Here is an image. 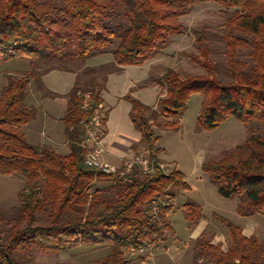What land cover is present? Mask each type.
Segmentation results:
<instances>
[{
	"label": "trees",
	"instance_id": "16d2710c",
	"mask_svg": "<svg viewBox=\"0 0 264 264\" xmlns=\"http://www.w3.org/2000/svg\"><path fill=\"white\" fill-rule=\"evenodd\" d=\"M202 3L233 10L223 37L230 79L220 80L215 63L190 55L206 75L182 76L172 68L152 75L146 84L157 85L164 93L153 107L126 95L129 116L141 134L140 148L159 162L154 128L164 125L178 131L194 94L203 95L199 129L214 130L229 117L254 127L244 144L219 160H205L201 170L222 197L241 199L240 216L264 212V0H0V51H12L5 59L27 58L32 68L9 78L0 96V174L24 179L19 206L11 213L0 207V224L9 225L5 242L0 230V264H24L21 256L33 251L58 255L81 246H109L108 255L97 264H134L127 257L130 249L147 251L166 240L172 232L168 220L172 207L161 202L173 200L174 191L189 189L185 176L160 170L144 175L138 168L123 177L88 170L83 124L102 111V137L106 136L108 111L100 106L108 76L158 56L172 37L186 30L180 18ZM206 41L200 34L197 43L205 58L210 54ZM243 50L251 62L241 60ZM103 54H112L113 62L96 68L85 65ZM54 70L75 75L74 86L64 96L67 109L61 119L65 153L34 146L23 132L39 113L28 102L30 85L33 82L35 90L44 92L43 78ZM45 93L49 98L59 96ZM260 130L263 134L256 135ZM102 183L111 185L98 188ZM184 210L187 221L196 226L200 206L186 203ZM44 212H49L48 223L37 225ZM220 221L228 229L230 244L223 249L202 233L196 239V259L264 264V245L258 237ZM145 259L139 256L136 261Z\"/></svg>",
	"mask_w": 264,
	"mask_h": 264
},
{
	"label": "rangeland",
	"instance_id": "374dc122",
	"mask_svg": "<svg viewBox=\"0 0 264 264\" xmlns=\"http://www.w3.org/2000/svg\"><path fill=\"white\" fill-rule=\"evenodd\" d=\"M233 10L214 3L195 5L192 10L180 18L185 31L171 38L170 46L158 56L141 66H130L121 74H111L105 84L104 100L108 110L105 145L108 150L115 151V144L127 147L136 146L137 150L130 149L134 155L141 152L139 146L141 134L134 127L130 119L131 104L124 99L128 94L142 104L153 107L158 100V94L164 93L162 88L154 84H146L149 78L161 76L166 68H172L180 75H206L205 70L192 61L190 55L208 59L218 68L217 77L227 82L230 77L227 73L224 55V35L228 29V19ZM197 33V34H196ZM200 34L206 38L209 48V57L202 55L197 43ZM242 51L241 60L251 62ZM245 53V54H244ZM112 54L96 56L86 62L87 67L96 68L101 64L113 61ZM0 63V96L9 78L31 71L30 61L26 58H1ZM41 68L44 66L40 65ZM39 69V68H38ZM57 71V70H54ZM53 72V71H52ZM48 75V74H47ZM74 83V78L65 73L53 72L43 78L45 89L58 97H46V90L38 92L35 84L30 85L29 104L38 107V121L32 126L39 140H44L42 130L48 137L61 141L57 150L62 153L67 150L64 146V125L61 117L67 109V99L64 97ZM158 87V91L155 90ZM64 94V95H63ZM203 95L194 94L183 114L180 117V129L168 130L164 125L154 128L159 138L157 147L160 149L158 158L167 165V171H177L185 176L188 190L174 191L173 200H163L165 206H171L168 220L172 232L166 240L159 242L155 248L135 254L127 253L134 264H212L202 258L196 259V239L204 233L212 238L213 244H222L223 249L230 244L227 227L221 219L240 227L246 236L255 235L264 245V212L251 217H243L237 213L240 198H224L218 193V187L211 181L209 175L202 172L201 164L205 160H219L241 146L250 137L254 127H249L233 117H229L218 128L211 131L199 129L197 120L201 111ZM106 110V112H107ZM43 114L47 115V126L43 123ZM33 123V122H32ZM26 129V128H25ZM27 131V130H26ZM263 134L260 130L256 135ZM115 146V147H114ZM64 150V151H63ZM107 153L105 154L106 157ZM109 157V156H107ZM106 161L107 158H105ZM109 159V158H108ZM113 165H120V161L109 159ZM108 161V162H109ZM110 183L98 184V188H106ZM24 187V179L18 175L4 176L0 174V207L11 213L19 206L18 195ZM164 202V203H163ZM195 203L200 206L201 216L197 225H192L186 219L184 205ZM218 217V218H216ZM49 220V212L38 215L37 225H45ZM8 224H0L2 242L8 236ZM109 253V246L78 247L69 252L58 255L44 254L33 251L31 255L23 257L24 264H97ZM145 257L144 262H137V257Z\"/></svg>",
	"mask_w": 264,
	"mask_h": 264
},
{
	"label": "built area",
	"instance_id": "2783aa9c",
	"mask_svg": "<svg viewBox=\"0 0 264 264\" xmlns=\"http://www.w3.org/2000/svg\"><path fill=\"white\" fill-rule=\"evenodd\" d=\"M11 52V50H7L6 52L0 51V59L6 57L7 53ZM102 109L103 105L100 106V110ZM102 118V111H97L88 122L83 124V147L86 150L84 159L85 168L101 174H119L121 177L130 174L134 168H138V170L144 175H154L159 170L166 173L168 168L167 165L163 161L159 162L155 159H152L148 151H141L134 155L132 158L124 159L118 166L106 161V152L103 148L102 132L104 127ZM154 205V213L156 214L158 212L157 203H154ZM130 251L133 254H135L136 252H144L143 249H141L140 251L130 249Z\"/></svg>",
	"mask_w": 264,
	"mask_h": 264
},
{
	"label": "crops",
	"instance_id": "0c3cea01",
	"mask_svg": "<svg viewBox=\"0 0 264 264\" xmlns=\"http://www.w3.org/2000/svg\"><path fill=\"white\" fill-rule=\"evenodd\" d=\"M26 60H28L27 58H26ZM113 62V61H112ZM0 63H1V60H0ZM111 63V62H110ZM106 64H108V63H106ZM102 65H104V64H101V65H99V66H102ZM98 67V66H97ZM127 68H125L121 73H123L125 70H126ZM53 72H60V73H65V74H69V75H71L73 78H74V82H75V75L74 74H71V73H67V72H61V71H53ZM53 72H50V73H53ZM49 73V74H50ZM121 73H119V74H121ZM48 74V75H49ZM48 75H46L45 77H47ZM44 77V78H45ZM74 86V83H73V85H72V87ZM72 87H71V89H72ZM70 89V90H71ZM69 90V91H70ZM105 90H106V88H105ZM155 90H157L158 92L157 93H159V90H158V87L157 86H155ZM68 91V92H69ZM67 92V93H68ZM105 92V91H104ZM104 92H103V94L101 95V97H102V99H103V101H104V103H103V106H104V108H105V110H107V106H106V101L104 100ZM67 93H65V95L67 94ZM64 95V94H63ZM64 95V96H65ZM159 95V94H158ZM156 105V104H155ZM154 105V106H155ZM108 111V110H107ZM65 114V113H64ZM64 116V115H63ZM63 116L60 118V119H62L63 118ZM48 116L47 115H45L44 116V114H43V123H45L46 122V126H47V121H46V118H47ZM38 118L40 119V117H39V113H38V116H37V119L33 122V123H31V124H29V125H27V126H25L24 128H23V132H24V134H25V137H26V139H27V141L30 143V144H32V145H34V146H45V145H47V146H50V147H53L54 149H56V150H58L59 149V147H61L62 145H61V141H55V142H53V139H51L50 137H48V135H47V133L45 132V130H42L43 132L41 133L42 135L41 136H43V134H44V136H43V138H44V140H39L38 139V137L36 136V134H35V129H32V128H34V127H32L37 121H38ZM26 128V129H25ZM108 128V127H107ZM27 130V131H26ZM65 135V134H64ZM64 139H65V137H64ZM105 139H106V136L103 138V148H104V150H105V152L107 153V155H106V157L105 158H107V160L109 161V159H113V160H117V161H120V163H121V161L122 160H124V159H128V158H132L133 156H134V154H133V152L130 150V149H132V148H130V147H127V146H125V145H122V144H115L117 147H115V151H110V150H108L107 149V147H106V143H105ZM64 146L65 147H67V145H66V143H65V140H64ZM64 151V150H63ZM65 152H67V150H65L64 152H62V153H65ZM107 156H109V157H107ZM109 158V159H108ZM110 162V161H109ZM113 163V162H112ZM119 163V164H120Z\"/></svg>",
	"mask_w": 264,
	"mask_h": 264
}]
</instances>
